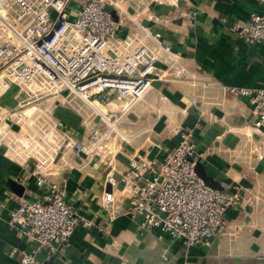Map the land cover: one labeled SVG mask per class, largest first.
Instances as JSON below:
<instances>
[{"label":"crops","instance_id":"1","mask_svg":"<svg viewBox=\"0 0 264 264\" xmlns=\"http://www.w3.org/2000/svg\"><path fill=\"white\" fill-rule=\"evenodd\" d=\"M82 0H70L72 12ZM115 21L112 45L124 47L131 36L160 59L151 85L134 103L115 91L105 93V108L123 111V139L102 141L103 153H77L65 141L48 177L64 186V198L91 221L78 224L68 242L39 250L34 264H264V125L249 138L241 127L251 120L246 96L229 85L264 86V41L249 42L232 30L252 12L264 13L257 0H108ZM52 16L55 15L50 10ZM157 34V35H156ZM170 46L184 69L180 77L165 70L160 46ZM21 94L11 85L1 95L3 110L18 109ZM57 103L53 115L72 141L88 144L92 119L71 100ZM124 124V126H123ZM15 127L14 125H12ZM182 132L194 142L197 173L213 187L238 191L241 201L225 210L224 226L209 245L185 247L159 227L145 230L127 212L126 195L104 204L109 172L118 180L132 157L159 159ZM263 145L261 158L250 146ZM200 172V173H199ZM33 160L11 157L0 143V264H18L9 254L25 249V239L8 224L11 209L23 198H45L36 184ZM115 195L118 191L115 190Z\"/></svg>","mask_w":264,"mask_h":264},{"label":"built area","instance_id":"2","mask_svg":"<svg viewBox=\"0 0 264 264\" xmlns=\"http://www.w3.org/2000/svg\"><path fill=\"white\" fill-rule=\"evenodd\" d=\"M69 2L0 0V98L11 85L21 94L12 113L3 110L0 100V143L9 156L34 161L36 184L46 193L45 198H23L9 213V227L26 241L25 249L9 251L11 256L18 254V264H34L39 250L53 251L55 242H68L78 224L91 223L64 198L63 182L50 180L49 168L64 141L77 153L97 152V146L118 129L123 114L115 108L102 109L99 104L108 101L102 93L115 91L129 100L124 107L129 106L151 85L150 74L160 59L131 36L123 40L124 47L112 45L115 21L108 0H82L76 12ZM232 30L249 42L264 41V13L252 12ZM160 49L169 75H183L170 46ZM228 89L248 98L252 118L241 129L253 138L264 125V86L234 84ZM63 93L77 95L106 125L101 131L92 128L88 144L72 141L52 118L53 100ZM262 152L261 143L250 146L254 157L261 158ZM195 163L191 133L182 132L179 142L161 158L132 157L118 180L109 172L106 182L111 190L103 192L102 201L109 204L126 195L127 212L140 218L143 229L159 227L182 239L186 248L209 245L224 226L225 210L238 206L241 198L238 191L208 185Z\"/></svg>","mask_w":264,"mask_h":264},{"label":"rangeland","instance_id":"3","mask_svg":"<svg viewBox=\"0 0 264 264\" xmlns=\"http://www.w3.org/2000/svg\"><path fill=\"white\" fill-rule=\"evenodd\" d=\"M62 95L65 97L64 102L65 101L67 102V100L69 99V100H71L70 103H72L73 105H75L77 109H79V110H82L83 109V112H82V115H81L82 119H87V120L88 119H92V121L94 123V127L95 128H98L100 131L105 128L106 125L100 119L99 115L98 114H95L94 110L91 109V107H89L86 103H84L77 95H75L73 93H68V94L63 93ZM61 96H59V98H56L57 100H53V104H52V118L55 121H57V118L53 115V108L55 107V105H57V103H59V102L61 103L62 102V99L63 98L61 99L60 98ZM102 96H105V92L102 93ZM39 100H41V99L36 100V102H38ZM32 103L33 102H31L29 104H26L25 106H30ZM101 108L102 109H105L104 106H101ZM123 126H124V124H123ZM121 127H122V122H121V124H119V123L117 124V128L118 129L117 130H113L112 133H111V135L112 136H115L118 139H123L124 138L123 137L124 136V133H122ZM88 138H89V141H90V136H88ZM108 139L109 138L105 139V141L108 140ZM101 145H103V144H101Z\"/></svg>","mask_w":264,"mask_h":264},{"label":"water","instance_id":"4","mask_svg":"<svg viewBox=\"0 0 264 264\" xmlns=\"http://www.w3.org/2000/svg\"><path fill=\"white\" fill-rule=\"evenodd\" d=\"M106 150V147L102 146L101 144L97 146L96 151L103 153ZM200 173V172H199ZM201 176H203L202 173H200Z\"/></svg>","mask_w":264,"mask_h":264}]
</instances>
